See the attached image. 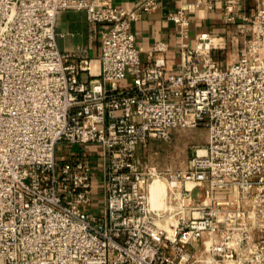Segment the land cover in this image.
Returning <instances> with one entry per match:
<instances>
[{"label":"built area","instance_id":"2783aa9c","mask_svg":"<svg viewBox=\"0 0 264 264\" xmlns=\"http://www.w3.org/2000/svg\"><path fill=\"white\" fill-rule=\"evenodd\" d=\"M154 8L0 0V264H194L198 244L207 264H264V9L225 68L212 56L220 41L199 33L190 45L187 15L170 13L182 42L168 70L166 44L142 63L131 32ZM68 11L103 26L96 75L57 47L56 17ZM200 128L206 143L185 170L147 163L150 142ZM64 147L76 159L58 161ZM155 180L170 185L164 207L150 202Z\"/></svg>","mask_w":264,"mask_h":264},{"label":"crops","instance_id":"0c3cea01","mask_svg":"<svg viewBox=\"0 0 264 264\" xmlns=\"http://www.w3.org/2000/svg\"><path fill=\"white\" fill-rule=\"evenodd\" d=\"M112 7L133 9L137 5L150 0H105ZM155 8L149 13L141 14L138 21L131 24L135 47L141 50L140 60L149 63L152 59V48L158 42L167 46L164 54L166 68L173 69L179 62L181 44L180 30L167 17L170 13L181 9L189 19V44L193 45L194 37L199 33L217 39L223 45L220 50L212 53L222 68L235 63L243 48L244 40L249 36L250 21L259 9H264V0H153ZM229 8V10H227ZM103 26L89 23L83 12H61L56 17L55 36L59 51L63 54L81 53L91 62L93 74L99 71V55ZM264 53V49L262 51ZM87 74L80 75L83 81L88 80ZM60 150V148H59ZM75 149H71L74 152ZM94 166H98L99 150L95 145L80 147ZM63 152V151H62ZM65 157L76 159L69 150L64 149ZM100 173L94 170L92 181L93 202L88 210L94 213L101 209L99 194ZM198 190V189H197ZM199 193V190L198 192ZM194 195V194H193ZM202 199V193L196 194ZM219 198L220 195L216 194ZM203 249L198 244L194 249V264H207V255L199 252ZM204 252V251H203ZM201 254V253H200Z\"/></svg>","mask_w":264,"mask_h":264},{"label":"rangeland","instance_id":"374dc122","mask_svg":"<svg viewBox=\"0 0 264 264\" xmlns=\"http://www.w3.org/2000/svg\"><path fill=\"white\" fill-rule=\"evenodd\" d=\"M206 131L202 128L196 130L175 131L172 133V137L168 141H152L147 147V163L152 167H155L159 171H183L185 170L188 161L193 155L195 146H203L206 143ZM65 149V147H64ZM67 150V149H65ZM60 148L57 152V159L60 162L68 161V157H65ZM163 182V181H162ZM164 183V182H163ZM165 187H160L153 194L154 201L159 200L161 193L170 192L169 183H164ZM198 190L194 191V199L197 200L200 197L196 196ZM155 193V192H154ZM217 264H234L233 262H218Z\"/></svg>","mask_w":264,"mask_h":264},{"label":"bare ground","instance_id":"6f19581e","mask_svg":"<svg viewBox=\"0 0 264 264\" xmlns=\"http://www.w3.org/2000/svg\"><path fill=\"white\" fill-rule=\"evenodd\" d=\"M160 187H165L163 182L157 180L153 181L150 188V202L153 206L164 207V199L166 197V193H161L159 200L153 202L154 201L153 198L155 196V195L153 196V194H156V191L159 190Z\"/></svg>","mask_w":264,"mask_h":264}]
</instances>
